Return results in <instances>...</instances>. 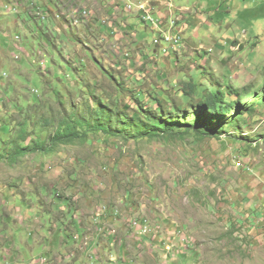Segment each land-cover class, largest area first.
<instances>
[{
    "label": "rangeland",
    "instance_id": "1",
    "mask_svg": "<svg viewBox=\"0 0 264 264\" xmlns=\"http://www.w3.org/2000/svg\"><path fill=\"white\" fill-rule=\"evenodd\" d=\"M147 2L174 10L182 41L159 33L167 15L159 27L141 20L137 7ZM1 3L9 12L0 6V143L10 127L44 119L46 140L69 114L99 124L109 104L131 116L134 98L152 111V96L186 105L187 84L264 88V0ZM36 8L43 19L32 17ZM256 102L238 127L227 117L220 137L125 142L93 131L85 143L0 163V264L10 262L12 238L24 264L44 256V264H264V105ZM74 234L90 250L77 249Z\"/></svg>",
    "mask_w": 264,
    "mask_h": 264
},
{
    "label": "trees",
    "instance_id": "2",
    "mask_svg": "<svg viewBox=\"0 0 264 264\" xmlns=\"http://www.w3.org/2000/svg\"><path fill=\"white\" fill-rule=\"evenodd\" d=\"M198 87L192 83L180 90L188 100L186 105L174 103L170 97L161 101L157 96H152L150 100L156 105L155 111L148 110L138 98H134L136 108L131 116L121 111L117 103L109 104L112 105L108 106L110 119L105 118L99 124L96 122L91 125L93 118L82 119L73 113L74 117L69 114L66 119L58 122L46 140L40 136L49 126L46 119L36 126L28 122L18 129L10 127L6 139L0 143V163L13 166L29 153L49 155L61 147L73 146L77 142L85 143L93 131L107 137H120L125 142L176 140L192 133L201 139L220 137L225 128L224 120L231 114L235 120L228 125L236 128L244 115L249 116L255 111L254 105L249 103L251 100L257 99L256 105H264V88L260 94H255L232 86L215 90L205 88L199 92ZM163 103L171 105V108H165Z\"/></svg>",
    "mask_w": 264,
    "mask_h": 264
},
{
    "label": "clouds",
    "instance_id": "3",
    "mask_svg": "<svg viewBox=\"0 0 264 264\" xmlns=\"http://www.w3.org/2000/svg\"><path fill=\"white\" fill-rule=\"evenodd\" d=\"M56 1H58V0H56ZM238 1H240V0H238ZM244 1H247V0H244ZM244 1H240V2H244ZM143 4V3H142ZM142 4H139L138 5V7H137V9H138V12L140 11V12H142V15H141V20L145 23V24H148V23H151L152 24V26H155V23L153 22V19H155L156 21H157V23H158V27H159V24L161 23L160 22V20L162 19V18H164L166 15V18L167 19H169L168 20V22H167V24H166V31L165 32H159L161 35L163 34L164 36H166L167 34H172V33H175L174 34V36H176V37H179L180 38V33H182V32H180L178 29H176V22L179 20V18L178 17H175L174 16V10H172V9H170V10H168L167 11V14H164L162 11H160V10H157V11H152V8H150L149 6H148V2L142 7ZM16 6L18 7V4H16ZM140 6L142 7V9L140 8ZM6 12H9V9H6ZM38 17V19H43L44 17H43V14L41 13V11H40V8H36V12H35V14H33L32 15V17ZM57 20V19H56ZM160 26H162V24H160ZM168 30V31H167ZM16 39L17 40H19L20 38L19 37H16ZM180 41H182V39L180 38ZM166 42V41H165ZM13 59L14 60H18V57L17 56H14L13 57ZM75 221H77V220H75ZM75 221L73 220V223L75 224ZM78 223H80L79 221H78ZM101 225V224H100ZM100 229H102L101 227H100ZM100 231H102V230H100ZM101 235V234H100ZM62 237V236H61ZM63 238V237H62ZM80 238H81V236L79 235V234H74L73 236H71V241L73 242V243H75V245H76V247H77V249H80V250H90V245H89V248H87L88 247V244H87V242H84L85 240H84V238L82 239V240H80ZM99 238V237H98ZM108 238H113L112 237V233L111 232H109L108 233ZM12 242H14V238H12V239H10L9 241H8V243H7V245H10L11 246V250H10V252H9V254H10V257H12L13 255H14V251H13V248L16 246L14 243H12ZM38 244L36 243V246H37ZM49 246H51V245H48V243L46 244V245H44V247H45V249H50V247ZM17 247V246H16ZM52 247V246H51ZM50 251V250H49ZM95 252V250L93 251V253ZM52 253V255H50V259H53V260H55V258H54V254H53V252H51ZM92 254V253H91ZM88 255V254H87ZM93 255V254H92ZM92 258V257H91ZM90 258V259H91ZM47 261V257L46 256H44V257H42L40 260H38V261H36V263L35 264H44L45 262ZM121 264H122V262H121Z\"/></svg>",
    "mask_w": 264,
    "mask_h": 264
},
{
    "label": "crops",
    "instance_id": "4",
    "mask_svg": "<svg viewBox=\"0 0 264 264\" xmlns=\"http://www.w3.org/2000/svg\"><path fill=\"white\" fill-rule=\"evenodd\" d=\"M209 1H211V0H209ZM227 1H232V0H227ZM9 3H7L5 6H2V3L0 4V6H2V8H4V9H6V6H9L8 5ZM207 5H209V4H207ZM15 6H16V4H15ZM196 39H198V38H196ZM19 49V48H18ZM3 50H2V47H1V45H0V54H1V52H2ZM56 237H61V235L59 234V235H56ZM57 242V241H56ZM25 248H26V245H25ZM30 249V248H29ZM13 251H14V255L12 256V257H10V262H9V264H24L22 261H20V259H19V256H20V250L15 246L14 248H13ZM50 254L52 255V253H51V251H50ZM53 254H55V253H53ZM13 259H15L14 261H13ZM4 261H7V259H4ZM36 263V261H34V260H31L28 264H35Z\"/></svg>",
    "mask_w": 264,
    "mask_h": 264
},
{
    "label": "built area",
    "instance_id": "5",
    "mask_svg": "<svg viewBox=\"0 0 264 264\" xmlns=\"http://www.w3.org/2000/svg\"><path fill=\"white\" fill-rule=\"evenodd\" d=\"M240 1H244V0H240ZM140 7H141V6H140ZM165 41H166V42H170L171 40L166 39ZM174 41H175V42H178V41H180V38H179V37H176V38H174Z\"/></svg>",
    "mask_w": 264,
    "mask_h": 264
},
{
    "label": "bare ground",
    "instance_id": "6",
    "mask_svg": "<svg viewBox=\"0 0 264 264\" xmlns=\"http://www.w3.org/2000/svg\"><path fill=\"white\" fill-rule=\"evenodd\" d=\"M142 9V7H140ZM147 230V229H146Z\"/></svg>",
    "mask_w": 264,
    "mask_h": 264
}]
</instances>
